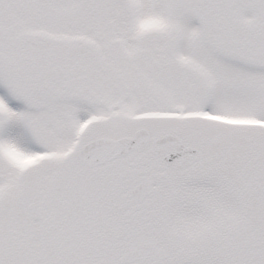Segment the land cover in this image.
<instances>
[{
  "label": "snow or ice",
  "instance_id": "snow-or-ice-1",
  "mask_svg": "<svg viewBox=\"0 0 264 264\" xmlns=\"http://www.w3.org/2000/svg\"><path fill=\"white\" fill-rule=\"evenodd\" d=\"M0 264H264V0H0Z\"/></svg>",
  "mask_w": 264,
  "mask_h": 264
}]
</instances>
